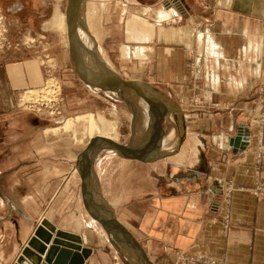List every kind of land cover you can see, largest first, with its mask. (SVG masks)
Segmentation results:
<instances>
[{"label":"crops","instance_id":"obj_1","mask_svg":"<svg viewBox=\"0 0 264 264\" xmlns=\"http://www.w3.org/2000/svg\"><path fill=\"white\" fill-rule=\"evenodd\" d=\"M5 1L12 2L10 13L45 5L44 0ZM99 1L94 0L98 5ZM129 1L110 4L111 11L103 15L105 26L121 23L124 45L132 48L130 57L123 54L124 60L154 63L153 78L146 82L171 91L184 110L186 139L173 157L151 161L163 148L156 147L150 135H134L122 145L141 159L105 152L92 161L84 185L80 171L86 161L71 150L72 156L40 157L44 145L32 137L38 128L36 119L25 112L4 113L0 101V264H15L44 216L58 230L79 234L84 245L93 247L85 264H107L109 253L101 246L109 239L96 219L84 221V194L92 199L96 212L108 219L112 243L119 250L125 239L137 242L149 256L159 257V264H171L184 252L225 264H264V0L141 4L169 11L173 7L177 12L173 21L164 24L170 32L176 31L173 36L161 41L157 27L153 40L141 43L128 39L127 16H122L121 8L133 5ZM215 23H220L218 32L229 41L218 49H226L225 56L236 65L218 71L222 80L216 88L197 75L201 50L190 33L196 26ZM114 28L107 39L117 35ZM184 29L191 31L186 34ZM250 41L255 45L249 47ZM247 47L262 50L247 55ZM247 57L258 59L260 76L251 71L258 62L248 64ZM0 72V96L12 99L44 81L42 69L33 61L0 65ZM135 117L139 114L133 115V124L138 122ZM240 132L238 143H248L243 150L235 148ZM22 133L31 135L29 141L23 140ZM166 160H173L169 169L163 163ZM113 261L118 264V256Z\"/></svg>","mask_w":264,"mask_h":264},{"label":"rangeland","instance_id":"obj_2","mask_svg":"<svg viewBox=\"0 0 264 264\" xmlns=\"http://www.w3.org/2000/svg\"><path fill=\"white\" fill-rule=\"evenodd\" d=\"M114 1L119 2L121 0H100L99 5L95 4L94 0H87V3L86 0H78V4L76 3L77 10L75 21L78 41V66L82 71H86L88 78L93 76L92 74H97L95 77L97 79L118 77L126 81H130L131 79L133 81L134 79L139 78L143 79L139 82L150 84L146 82V80H149L150 77L153 78L152 75L155 72V68L153 69L154 63L151 61L147 62L146 65H143V61L132 63L129 62V60H124V52L126 51L124 56L130 57V49L132 48L124 45L126 44V38L121 34V23L116 21L115 23L113 22L112 25L105 26L103 15L104 13L111 11L109 9L113 6L110 4ZM130 1V4L133 5L126 4L121 8L122 16H127L126 25L129 40L139 43L150 42L153 40L154 32L157 27L160 28L159 39L163 42L167 41L169 35L173 36L176 33V31L170 32V30L167 29L168 27L164 25L171 22V20H174L172 18L173 15L169 16L170 19H163L161 22L157 23L156 13L164 8H153L151 6L141 5L156 4L158 3V0ZM10 2L11 1L6 2L5 0H0V65L16 64L21 61L36 62L38 67L41 68L44 73V81H42L41 86L37 88L18 92L15 97L12 95L13 99L9 98V96L4 97L1 95L0 101L2 102L4 113L25 112L32 116L30 119H36L38 128L37 131L35 130L36 133L32 134V137H37L38 142L44 145V149L39 151L40 157L46 158V155L53 156V153L57 155L60 154V156H62L63 153H65L66 156H72L70 153L71 150L76 154L80 161L86 160V151L90 146V141L97 137L95 138L90 135L86 125L72 126L71 122L69 123V121L85 115H103L109 120L115 119L118 123V131L120 135L117 142L120 144L129 143L134 135L142 137L146 134V136L150 135L151 141L156 147L163 148V150L174 141H178L180 128V123L177 119L178 117L173 111L174 108L172 109V105H170L169 102H166L163 98L161 99L156 94H151L150 96L147 95L148 93L146 92L142 93L143 91L141 90L137 91L130 88L125 89L123 96L116 91L105 92L99 88L90 86L79 76L74 60L70 55V40L68 37L67 25L68 0H44L45 5H43L41 9L36 10L34 7H26L24 9L20 8L16 13L14 11L12 13L8 12V9H10L11 6L10 4H12V2ZM170 2L175 4L177 0H170ZM104 3L106 4V8L102 11L101 6ZM171 5L169 4L170 7ZM56 6H60L61 12L66 17L64 25L61 29L46 31L44 25L53 16ZM149 8H151L150 17L144 15L145 9ZM166 11H173V14H177L173 7L170 11ZM86 14L90 15V17H96L95 19H99L98 17L100 16L102 18L100 25L97 24L98 20H93L92 24L94 25L89 26V18ZM111 26L113 28L114 26L119 27L118 29L114 28L117 35L114 36L113 34V36L107 39L106 35H111ZM220 29V23L209 24L203 28H201V26H196L192 31L190 29H184L186 34L189 33V31H191V35L194 33V40L197 42V46H199V51L201 50L196 63L197 75L199 77H204L214 86V88H216V85L218 86L222 80V76L218 71L226 70L235 65L232 60H229L225 56L224 52L227 51L226 49H218L219 46L224 45V47H227L229 45L226 36L221 32H218ZM194 44L195 42L192 44V48L194 47ZM252 45L255 44L250 41L249 47ZM249 47L246 49L247 55L253 50H262L249 49ZM194 50H196V48ZM135 56H137L136 52ZM146 59L147 58L145 57L143 60ZM246 59L247 63L251 65H253V63L257 64L258 62L256 65L257 67H251V71L253 76H260V63L258 59H256L257 62H254V59L252 58L247 57ZM212 63L214 65H212ZM92 67H100L102 70H94L95 68L93 69ZM150 85L178 104L175 98L170 95L171 91L167 87L153 84ZM32 90L38 91L29 92ZM147 96L152 100L147 99ZM180 108L182 109L181 106ZM152 112V115H154L153 117L151 115ZM132 114L134 116L139 114L138 118L135 117L138 120L135 124H133L134 118ZM67 124H70V126L66 127L68 130L65 131L64 126H67ZM55 129H57V131H55ZM161 132H163V134L165 133L164 136L161 135ZM166 133L168 135H166ZM22 135L24 137L23 140L29 141L31 137L30 134L22 133ZM147 139L148 138H146V140ZM98 142L99 141L96 143ZM47 145L48 147H50V145L51 147H54V150H47ZM110 151L112 150L106 149L100 151L96 154V157H100V155L105 154V152L110 154ZM152 153H155L154 150H152ZM175 154L171 156L173 157ZM162 155H160V157L158 156V158L156 157V159L152 161H157L161 159V157L163 158ZM172 161L173 160H166L163 163L169 169ZM103 200L105 201L106 199ZM86 207L87 212L84 221L89 223L91 220L96 219L99 222L98 224L102 225L101 222L95 218L93 214L94 212L92 213L88 209L87 204ZM73 209L74 204L72 211ZM71 213L72 214L70 215L72 216L73 212ZM44 219L50 221L57 227L54 222L44 216L41 222L37 225L32 237L35 236L37 228L41 225ZM102 227L106 232L104 233L105 237L108 236V239L110 240H104L101 246V249H103L104 252L109 253L107 264H115L113 261L114 256H118V264H144V261L139 259V256H137L132 248H130V244L125 243L124 239L122 243H125V245L119 246V248L121 247L120 250L117 249V246L113 244L115 242L113 236L107 233L103 225ZM57 229L59 228L57 227ZM76 235L80 236L82 240L81 235ZM28 243L23 250L28 246ZM80 245L90 250L88 256L84 258L86 263L90 255L93 253V247L84 245L83 241ZM51 247L52 245L50 246V249ZM23 250L18 256L15 264L18 263V259L22 255ZM111 252H113V256H110ZM148 257L155 264L161 263L159 257H151L149 255ZM171 264H225V262L214 257H199L184 252L178 254L175 261H172Z\"/></svg>","mask_w":264,"mask_h":264},{"label":"water","instance_id":"obj_3","mask_svg":"<svg viewBox=\"0 0 264 264\" xmlns=\"http://www.w3.org/2000/svg\"><path fill=\"white\" fill-rule=\"evenodd\" d=\"M75 2L78 4V0H68L67 25H68V37L70 40V55L72 59L74 60L79 76L82 79H84V81H86L90 86L99 88L105 92L106 91L107 92L116 91V92L121 93L123 96L125 89L130 88V89H134L137 91L141 90L148 94H156L160 98H163L166 102H169L173 107H175L174 112L176 116L178 117L177 119L180 123L179 135H178V141H176V146H177L176 150L173 152L164 151L161 154H163L162 155L163 158L175 154L179 150V148H181L182 144L184 143L186 139V133H187L185 115L177 103L170 100L169 97L157 91V89H155L154 87H152L150 84H147V83H143L139 81H126L118 77H106L108 79H105V78L97 79L96 78L94 80H89L88 74L86 72L84 73V71H82L80 67L78 66V53H77L78 41H77V35H76V21L74 20L75 15L73 14L74 8L76 5ZM161 135L164 136L163 132H161ZM236 138L237 139L235 141L236 142L235 148L239 146V149L243 150L245 146H247L248 144V143H245L247 141H243L244 143L242 144L238 143L239 139H242L241 132ZM97 141H101V142L96 143ZM109 148H114V149L116 148L117 151H119L121 155L124 157H129L133 159H141L136 154L133 155L132 154L133 150L131 149V147L127 145H122L118 142H115L107 138L97 137L96 139H92L90 141V146L88 147V150L86 151L87 152V155L85 157L86 164L83 165V169L81 170V177H82V182L84 185L86 184V181L88 179V174L90 172L91 163L97 156L96 154L100 151H104ZM153 158H156V157H152L150 160L152 161ZM214 186L216 189H217V186L220 189V185L215 183ZM83 197H84L83 199L85 201V204H87L88 206V209L92 213L94 212L93 214L95 218H97L102 223L107 233L109 235H112V231H111L108 219L101 213L96 212V208L90 197L86 196L85 194ZM54 232H56V238L54 239L52 247L48 251L47 256L43 259L41 255L46 253L47 248H48L46 244L51 242ZM74 242L79 243V244H76ZM81 242L82 240L80 236L65 232L63 230H58L54 224L44 219L41 225L37 228L35 236L31 238L30 242L28 243V246L23 250V253L18 259L17 264H28V263L30 264H85L84 258L88 256V253H90V250L80 245ZM125 243L130 244L131 246L130 248H132V250L136 253V255L139 256L141 260L145 261V263L155 264L154 262H152V260H150L146 252L138 244L131 243V242H125Z\"/></svg>","mask_w":264,"mask_h":264},{"label":"bare ground","instance_id":"obj_4","mask_svg":"<svg viewBox=\"0 0 264 264\" xmlns=\"http://www.w3.org/2000/svg\"><path fill=\"white\" fill-rule=\"evenodd\" d=\"M104 1V0H103ZM75 4H76V2H75ZM105 8H106V4L104 3L102 6H101V10L102 11H104L105 10ZM76 10H77V4L75 5V8H74V15L76 14ZM91 10V9H90ZM82 11V10H81ZM95 12V11H94ZM144 15L145 16H149L150 15V13H151V8H149V9H145V11H144ZM81 14H82V12H81ZM88 14V13H87ZM86 14V15H87ZM171 15H173V11H170V12H168V11H166V10H159V12H157L156 13V16H157V19H156V22L158 23V22H161L163 19H170V17L169 16H171ZM87 17L89 18V26L91 25V26H93L94 24H92V22H93V20H98V25H100V23H101V20H102V18L99 16L98 18L99 19H95L96 17H93V16H91L90 17V15H87ZM150 17V16H149ZM65 19H66V17H65V15L61 12V10H60V6H56L55 7V10H54V13H53V16L51 17V19L44 25V28H45V30L46 31H49V30H53V31H55V30H57V29H61L62 28V26L64 25V22H65ZM74 20H76L75 19V16H74ZM88 20V19H87ZM97 25V26H98ZM86 26V25H85ZM99 29V28H98ZM86 42V41H85ZM126 52V51H125ZM125 52H124V54H125ZM93 65V64H92ZM94 70H102V68L100 69V67L99 68H96V67H92ZM86 71H84V73H85ZM93 76H90L88 79L89 80H94V79H96L95 77L97 76V74H92ZM85 76V75H84ZM47 88V87H46ZM147 99H149V97L147 96ZM162 99V98H161ZM149 100H152V99H149ZM168 105V104H167ZM171 105V104H170ZM172 107V109L174 108L175 109V107H173V106H171ZM173 109V111H175ZM114 115H116L115 113H113ZM114 117V116H113ZM115 120V119H114ZM109 120L108 118H106L105 116H103V115H97V116H94V115H85V116H79V117H77V118H75L74 120H72V121H69V123L71 122V125L72 126H80V125H86V127L88 128V131H89V133H90V135L93 137H99V138H107V139H110V140H113V141H115V142H117L118 141V139H119V131H118V123H117V121L115 120ZM68 126H70V124H67V126H64L65 128V131H67L68 130V128H66V127H68ZM70 128V127H69ZM59 129H63V128H59ZM49 130V129H48ZM47 130V131H48ZM55 131H57V129H55ZM62 131V130H61ZM52 132H53V129H52ZM99 142H101V141H99ZM176 148V141H174L171 145H169L167 148H165L164 149V151H169V152H173L174 151V149ZM109 150H112V151H110V152H118L117 151V149L115 148H109ZM163 151V150H162ZM161 151V152H162ZM160 155H162L161 153L160 154H158V155H154V156H152V157H160ZM129 158V157H128ZM154 159H156V158H153L152 160H154ZM82 170V169H81ZM80 173H81V171H80ZM102 203V202H101ZM107 205V204H106ZM108 206V205H107ZM113 216V215H112ZM102 224V223H101ZM112 231V230H111ZM55 233V232H54ZM112 233H113V231H112ZM52 240H54L53 239V237H52ZM52 240H51V242H52ZM125 240V239H124ZM125 242H127L126 240H125ZM53 244V243H52ZM131 247V246H130ZM121 248V247H120ZM122 249H123V247H122ZM50 250V249H49ZM48 250V251H49ZM47 252V251H46ZM48 253V252H47ZM144 264H146L145 263V261L143 262Z\"/></svg>","mask_w":264,"mask_h":264},{"label":"built area","instance_id":"obj_5","mask_svg":"<svg viewBox=\"0 0 264 264\" xmlns=\"http://www.w3.org/2000/svg\"><path fill=\"white\" fill-rule=\"evenodd\" d=\"M226 221H227V219H226ZM229 225H228V222H226V227H228Z\"/></svg>","mask_w":264,"mask_h":264}]
</instances>
